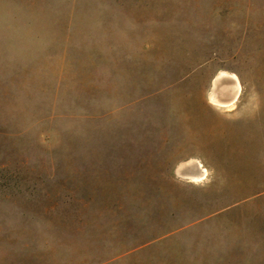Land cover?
<instances>
[{
	"label": "rangeland",
	"instance_id": "rangeland-1",
	"mask_svg": "<svg viewBox=\"0 0 264 264\" xmlns=\"http://www.w3.org/2000/svg\"><path fill=\"white\" fill-rule=\"evenodd\" d=\"M0 264H264V0H0Z\"/></svg>",
	"mask_w": 264,
	"mask_h": 264
},
{
	"label": "bare ground",
	"instance_id": "bare-ground-1",
	"mask_svg": "<svg viewBox=\"0 0 264 264\" xmlns=\"http://www.w3.org/2000/svg\"><path fill=\"white\" fill-rule=\"evenodd\" d=\"M241 86L235 77L229 74L221 73L213 83V91L210 95L212 103L220 106H230L237 100L240 94ZM183 177L201 181L205 178V170L201 171L199 165L192 163L182 167Z\"/></svg>",
	"mask_w": 264,
	"mask_h": 264
},
{
	"label": "water",
	"instance_id": "water-1",
	"mask_svg": "<svg viewBox=\"0 0 264 264\" xmlns=\"http://www.w3.org/2000/svg\"><path fill=\"white\" fill-rule=\"evenodd\" d=\"M178 174L180 175L179 170H178ZM180 176L183 177L182 175H180ZM183 178L189 179V177H183Z\"/></svg>",
	"mask_w": 264,
	"mask_h": 264
}]
</instances>
